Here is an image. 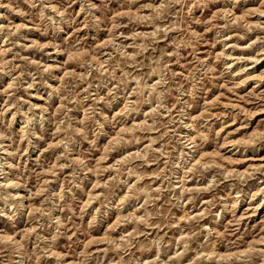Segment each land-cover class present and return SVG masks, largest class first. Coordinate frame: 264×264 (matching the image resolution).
Segmentation results:
<instances>
[{"label": "clouds", "instance_id": "9594fccd", "mask_svg": "<svg viewBox=\"0 0 264 264\" xmlns=\"http://www.w3.org/2000/svg\"><path fill=\"white\" fill-rule=\"evenodd\" d=\"M249 60L264 0H0V264H264Z\"/></svg>", "mask_w": 264, "mask_h": 264}, {"label": "rangeland", "instance_id": "374dc122", "mask_svg": "<svg viewBox=\"0 0 264 264\" xmlns=\"http://www.w3.org/2000/svg\"><path fill=\"white\" fill-rule=\"evenodd\" d=\"M251 3H254V0H250V4ZM210 7L212 8L213 11L217 10L218 6L217 5H210ZM17 21H18V18H16ZM248 40H240L239 43L242 45V46H245L248 44ZM231 43V41H230ZM256 48H259V45L256 46ZM256 48H253V49H248V50H245L243 52L241 51H237L236 52V55H245V56H249V57H254L255 56V51H256ZM220 46H217V48L215 50L213 49H210V48H207V47H201L200 51H201V55H202V58L209 52V51H220ZM245 64L248 66L249 70L248 72H246L244 74V76H259V75H262L264 74V61H261L260 63H257V64H254L253 65V61L252 60H249V61H246ZM242 65L240 64H237L234 68H233V72H235L236 70H238ZM243 77H236L237 80L239 79H242ZM219 83H223V80H220L218 81ZM215 83V82H210L209 84V88L211 89L210 92L206 93V95H208L209 99L210 100H213L215 99V96L216 95H219V91L215 88L212 87V84ZM258 82L253 80V81H249V83L247 84V86L243 89H241V94H246L248 91H251L253 90V88L255 87V85L257 84ZM256 91L257 92H260V91H264V82H260V86L259 88H256ZM36 103H41L40 101H34ZM251 106V105H249ZM10 115L9 114V118H10ZM261 119H264V117H257L256 118V121H253V125H252V128H254L257 124V122H259ZM240 126L239 125V122L236 124V125H232L231 128L227 129V131H232L233 129H235L236 127ZM252 129H242V132L241 133H237L236 136L239 137L240 135L243 134L244 131H250ZM237 158H243L241 156H238ZM260 163H264V151L262 152H249L248 155H247V163L245 164H242V165H237V167L241 168L242 170L243 169H246L247 167H249L250 165H256V164H260ZM251 186L253 187V190H255V187L257 186V182L256 181H251L250 182ZM191 207V205L189 206ZM253 223L251 225H249L250 228L252 229H256L258 231V228H256V224L260 221V220H264V208H262L260 210V213L257 215V216H254L251 218ZM4 224V227L5 228H10L11 225L8 224L7 221H4L3 222ZM248 239H251V237H248Z\"/></svg>", "mask_w": 264, "mask_h": 264}]
</instances>
